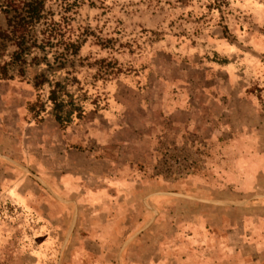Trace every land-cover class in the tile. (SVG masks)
I'll use <instances>...</instances> for the list:
<instances>
[{
    "label": "rangeland",
    "instance_id": "rangeland-1",
    "mask_svg": "<svg viewBox=\"0 0 264 264\" xmlns=\"http://www.w3.org/2000/svg\"><path fill=\"white\" fill-rule=\"evenodd\" d=\"M25 1L0 0V65L11 75L0 83L9 85L5 95H14L6 104V122L16 114L20 92L24 125H44L49 118L56 138L66 136L68 151L86 152L91 164L100 159L101 169L113 165L105 159L128 163L131 169L113 170L104 179L127 181L133 196H149L145 204L133 202V218L125 223L142 230L124 244L128 234L99 241L95 230L78 229L84 219L82 225L70 213L64 216L66 208L55 200L65 197L63 189L39 207L12 202L1 183L0 264H264V200L252 198L264 193V185L240 184L242 179L252 184L264 173V153L253 155L264 140L247 136L253 125L221 116L237 115L239 97L225 91L223 77L196 53L186 59L177 51L190 39L214 38L219 27L249 31L256 17L252 4L264 22V0H44L41 19L13 32L8 19ZM139 80L154 89L164 82L165 106L172 112L159 114V102L149 100L141 102V110L134 104L129 120H159L163 135L147 154L140 136L125 151L107 131L97 149L87 135L92 115L106 107L112 84ZM253 89L264 104V88ZM146 106L153 107L148 114L142 110ZM256 113L263 118L254 133L263 139L264 107ZM55 114H61L60 123ZM81 130L83 138L77 135ZM24 131L15 130L21 140ZM243 144L250 154L242 151ZM44 145L34 140V154ZM96 175L84 167L79 180ZM71 221L77 227L67 237Z\"/></svg>",
    "mask_w": 264,
    "mask_h": 264
},
{
    "label": "crops",
    "instance_id": "crops-1",
    "mask_svg": "<svg viewBox=\"0 0 264 264\" xmlns=\"http://www.w3.org/2000/svg\"><path fill=\"white\" fill-rule=\"evenodd\" d=\"M251 7L253 8L252 13L256 17L252 25L248 24L249 31L245 29L239 34L232 30L224 32L223 29L226 30L227 28L219 27L220 33L214 38L202 37L190 39L186 46L177 51L184 55L186 59H191L190 56L196 53L200 59H204L208 68L223 77L225 81L222 86L225 87V91H235L239 94V97L237 99V115L223 112L221 116L228 122L237 118L238 123H242L243 125L248 124V127L253 125L248 128L251 133L248 134L247 131V136H254L255 138L258 137L260 140H264V138L261 139L260 134L256 133L255 136L254 133L255 128L258 131V126L263 118L256 113V110L264 107V104L254 89L252 90V87L259 88L260 90L264 88V30L262 29L264 22H261L260 18H257L259 15L261 17L260 8L253 4ZM193 70L195 71V69ZM188 72H191V70L184 71V73ZM141 73L139 71L136 74ZM145 73L142 74L145 75ZM112 85H110V94L106 107L104 106L92 115L87 135H90L94 142L96 141L97 149H101L102 139L107 138L102 133L108 131L110 133L108 137L118 139V142L124 145L123 150L125 151L131 148V144L134 142L131 141L132 138H139L140 136L141 139H144V150L147 152L152 148L153 140L158 138L159 135H163L161 129L164 128V123L159 120L153 123L149 119L146 121L139 120L138 123V121H134L133 119L130 121L129 117H132L134 104L136 107L139 104L140 108L138 107V109L141 110V102L147 101L148 103L149 100L148 104L155 101L159 102L160 111L157 110L159 114L172 112V108L165 106V83L157 85V87H161L157 89H154V85L151 88L150 85L144 84L140 80L136 81L133 85L125 81ZM7 87H9L8 84L0 83V184L6 185L7 189L5 193L7 197L15 203H36L40 207L42 204L52 203L53 191L62 192L63 189L65 197L61 196V200L55 197V200L57 202L62 201V203H59L63 206L62 208H66L64 210L67 213L64 212V216L67 217L70 213L72 220L75 218L79 221L81 220V224L84 219L85 225H79L78 229L95 230L99 241L105 240L107 235L128 234L123 243L131 242L136 236L135 233L142 230L140 229L142 226L133 230V223L126 225L125 221L132 220L133 218L131 208L133 202L145 204L149 195L137 198L131 193L133 188L132 185L127 184V181L120 182L116 178L112 180L104 179L105 173L114 172L113 170H129L131 169V165H127L128 163H124L125 165H114L111 159L108 161L105 159V163L111 162L110 164L113 165L104 166L101 169V165L97 164L100 162V159H94L96 163H88L89 159L86 157V152L68 151L64 146V144L66 145V136L62 137L59 135V138H56V126L47 117L45 118L44 125L37 126L29 123L24 125V116L21 113V103L23 100L20 92L16 93L15 96V102H17L16 114L14 118L9 115L10 121L6 122V104L12 102L10 98L14 97L11 91L5 95L4 91ZM149 91L151 92L149 93ZM175 106L176 104L173 105L174 108ZM152 109V106H149V108L146 106L142 110L148 114ZM244 109H247L249 113H242ZM222 117L221 119L223 120ZM22 128H25L26 131H24L23 139L21 140L22 133L15 132V130ZM42 129L45 130L42 132L40 131ZM139 131L141 132L140 135L138 134ZM9 132H12V134ZM34 132H36L35 136H32ZM85 133V131L81 130L77 135L83 138L85 137ZM241 133H245L244 129ZM38 139L45 142L44 147L46 149H38V154H34L33 141H37ZM254 142L257 143L256 141ZM255 146L254 144L253 147L255 148ZM93 147L95 149V145ZM241 147L244 148L242 151L250 154L245 144ZM256 151L253 154L254 157L255 155L259 157L264 153V141L261 142V145L259 144V147H256ZM84 167L93 168L99 175H96L91 181H87L86 179L79 180V173H81V169ZM259 175L252 184L246 179H242L240 184L245 186H263L264 183L260 180ZM260 176L264 178V173ZM117 189L124 192L118 193ZM44 194H49L48 198ZM262 194H255L252 198H262L264 200V193ZM250 199L245 201H249ZM76 222L72 223L71 221V223H68L66 230L67 237L77 227L75 225Z\"/></svg>",
    "mask_w": 264,
    "mask_h": 264
},
{
    "label": "trees",
    "instance_id": "trees-1",
    "mask_svg": "<svg viewBox=\"0 0 264 264\" xmlns=\"http://www.w3.org/2000/svg\"><path fill=\"white\" fill-rule=\"evenodd\" d=\"M44 7V0H28L23 3L22 11L15 12L9 19V25L12 26L13 32L18 30H24L25 27L32 25L34 22H37L42 17V11ZM16 11V10H15ZM12 23V24H11ZM23 43L22 40H18L16 45L21 47ZM11 78V75L8 74V70L5 65H0V79ZM59 107V105H58ZM61 114H55V118L58 123L61 122Z\"/></svg>",
    "mask_w": 264,
    "mask_h": 264
}]
</instances>
